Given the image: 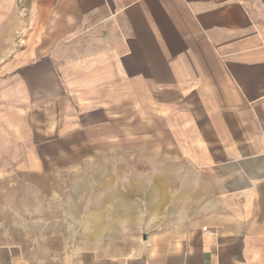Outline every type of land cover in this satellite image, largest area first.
<instances>
[{"label": "crops", "instance_id": "crops-1", "mask_svg": "<svg viewBox=\"0 0 264 264\" xmlns=\"http://www.w3.org/2000/svg\"><path fill=\"white\" fill-rule=\"evenodd\" d=\"M0 13V264H264V0Z\"/></svg>", "mask_w": 264, "mask_h": 264}, {"label": "rangeland", "instance_id": "rangeland-1", "mask_svg": "<svg viewBox=\"0 0 264 264\" xmlns=\"http://www.w3.org/2000/svg\"><path fill=\"white\" fill-rule=\"evenodd\" d=\"M9 13H10V10L7 11V13L4 14L3 18H6V16H9V15H10ZM0 14H1V13H0ZM0 17H1V15H0ZM0 27H1V19H0ZM0 44H1V43H0ZM4 59H6V57H5L4 54L1 53V54H0V64H1V62H3ZM125 156H126V154H124V153H121V154H119V155L116 154V156H115V160H116V161H121V162H122L123 160H125V158H124ZM126 158H128V157H126ZM133 159L136 160L135 157H133ZM101 160L107 162L108 160H111V156H110L109 154H105ZM120 170L122 171V169H120ZM68 172H69V171H68ZM79 172H80V174H81L84 178H92V177H93V170H91V169H87V168H85L84 170H80ZM122 175H123V176H124V175H125V176H132V174H122ZM90 204H91V200L89 199V195H88L86 202H84V212H90V211H88V207L90 206ZM118 235H119V234H118ZM125 236H127V238L125 239L126 242H127V241L132 242V241H130V240H133L132 238H133L134 234L126 233V234L123 235V237L121 238V241H125V240H123V238H124Z\"/></svg>", "mask_w": 264, "mask_h": 264}]
</instances>
